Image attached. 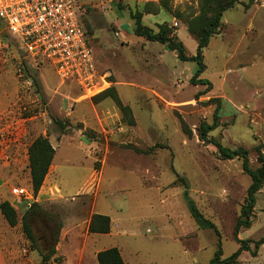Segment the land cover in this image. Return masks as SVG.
<instances>
[{"label": "rangeland", "instance_id": "obj_1", "mask_svg": "<svg viewBox=\"0 0 264 264\" xmlns=\"http://www.w3.org/2000/svg\"><path fill=\"white\" fill-rule=\"evenodd\" d=\"M75 1L100 75L92 92L62 81L44 56L27 53L0 20V204L10 202L19 220L11 227L0 211L6 264H39L53 246L69 264H98L96 254L112 247L127 264H210L219 242L223 258L229 257L240 247L235 229L252 180L241 160L223 159L214 144L200 139L199 130L215 122L217 102L208 101L219 98V126L209 138L248 150L252 167L260 166L264 0H242L225 13L221 34L204 52L201 77L212 83L210 90L191 82L195 62L180 61L166 45L132 30L133 13H141L143 25L155 31L167 24L192 57L198 42L188 21L200 14L202 0ZM110 87L131 107L134 126L112 99L93 101ZM56 119L70 126L61 129ZM39 136H48L56 155L34 196L28 150ZM179 177L220 236L191 216ZM20 188L28 194H15ZM33 204L28 218L38 250L22 225ZM94 214L111 218L110 234L89 233ZM238 238L251 250L237 264H264V243L256 249L264 239V186L252 225Z\"/></svg>", "mask_w": 264, "mask_h": 264}, {"label": "trees", "instance_id": "obj_2", "mask_svg": "<svg viewBox=\"0 0 264 264\" xmlns=\"http://www.w3.org/2000/svg\"><path fill=\"white\" fill-rule=\"evenodd\" d=\"M242 0H202L200 14L188 21V32L193 36L197 42V52L196 55L189 57L186 53V47L184 43L178 38V36L173 34V29L170 28L167 24L160 26L159 31L143 25L142 23V14H132L133 19L135 20V25L132 27L133 33L139 37L145 38L147 41L161 43L167 46L169 51L177 53L178 59L182 62L192 61L197 64V70L194 73L191 82L194 85H204L207 86V90L212 88V83L201 76L206 70L205 64V55L204 52L208 48L210 41L213 37L221 34L222 28L224 26V15L225 13L236 7L240 4ZM149 13V12H147ZM81 18V15H80ZM83 24L87 41L88 39V30L81 19ZM90 46V44H89ZM112 99L116 106L120 109L123 119L127 124L134 126L136 124L133 111L130 106L125 105L120 99L115 87H110L104 92L98 94L93 98L95 103L102 101L104 99ZM217 108L215 112V122L210 125L208 123H203L199 130V137L202 141L207 143L214 144L221 155L225 160H234L239 159L242 161L244 172L251 178L252 183L248 188L247 198L245 199L244 205L241 210V216L238 219L235 236L236 240L240 244V247L236 252L230 255L227 258H223L224 252L219 242L218 249L215 252L214 257L211 260L210 264H237L239 257L243 251H250L248 241L239 240L238 234L242 228H249L252 225V219L255 207L257 205V194L264 186V154L259 148V163L258 168H253L250 161L249 151L239 147L237 149H230L223 146L220 142L215 139L209 138V133L214 131L219 126V112H220V99H211L208 101V104L216 103ZM55 122L61 129H65L70 126V121H62L56 119ZM186 132L192 136V132L185 127ZM138 153H146L150 150H140L136 149ZM29 166H30V177L31 185L34 196H36L42 189L45 180L49 174L50 168L53 164L56 149L50 142L48 136H39L37 137L32 144L29 146ZM99 165V164H98ZM179 180L183 183L185 187V198L188 203V207L191 213V216L194 218L196 223L203 229L214 230L219 236L220 232L213 221L204 216L196 202L188 194V184L186 183L185 178L179 177ZM35 204L31 205L29 210L25 213L22 219L23 230L26 237L33 244L35 249L37 248V238L33 232V229L29 222V211L34 208ZM0 211L8 224L11 227H16L19 224L17 210L12 206L8 201H4L0 204ZM112 230V220L107 215L94 214L91 218L88 231L91 234H110ZM55 242H58V238L55 239ZM264 243V239L260 240L256 244V249H258ZM41 252V251H40ZM254 253V252H253ZM42 259L39 264H65V258L58 255V251L55 246L51 247L48 252L41 254ZM98 264H127L125 259L122 256V253L119 248L112 247L98 252L97 254Z\"/></svg>", "mask_w": 264, "mask_h": 264}, {"label": "built area", "instance_id": "obj_3", "mask_svg": "<svg viewBox=\"0 0 264 264\" xmlns=\"http://www.w3.org/2000/svg\"><path fill=\"white\" fill-rule=\"evenodd\" d=\"M79 9L75 0H0V20L27 53L44 56L62 81L92 92L100 75ZM15 194L28 191L20 188Z\"/></svg>", "mask_w": 264, "mask_h": 264}, {"label": "crops", "instance_id": "obj_4", "mask_svg": "<svg viewBox=\"0 0 264 264\" xmlns=\"http://www.w3.org/2000/svg\"><path fill=\"white\" fill-rule=\"evenodd\" d=\"M48 177V176H47ZM92 218V217H91ZM91 221V219H90ZM90 221H89V224H90ZM89 224H88V228H89ZM105 250V249H104ZM98 254V253H97ZM97 254L95 256V259L97 260ZM98 263V262H97ZM0 264H6L5 262V259L3 257V254H0ZM65 264H69V259L65 260Z\"/></svg>", "mask_w": 264, "mask_h": 264}]
</instances>
